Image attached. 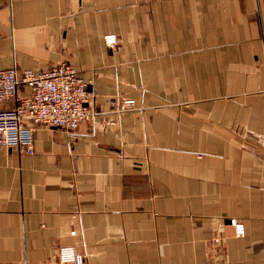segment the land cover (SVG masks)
Here are the masks:
<instances>
[{"label":"crops","instance_id":"0c3cea01","mask_svg":"<svg viewBox=\"0 0 264 264\" xmlns=\"http://www.w3.org/2000/svg\"><path fill=\"white\" fill-rule=\"evenodd\" d=\"M61 62L94 114L0 147V264H264V0H0V71Z\"/></svg>","mask_w":264,"mask_h":264},{"label":"built area","instance_id":"2783aa9c","mask_svg":"<svg viewBox=\"0 0 264 264\" xmlns=\"http://www.w3.org/2000/svg\"><path fill=\"white\" fill-rule=\"evenodd\" d=\"M116 41L113 35L104 37L106 46L113 47ZM23 88L28 95L19 94ZM91 98L87 82L66 62L42 73L16 66L0 71V147L32 154L36 128L76 131L87 116L94 114L88 110ZM230 225L236 237L244 235L243 224L230 220ZM56 263L86 264L87 257L63 246L57 250Z\"/></svg>","mask_w":264,"mask_h":264}]
</instances>
